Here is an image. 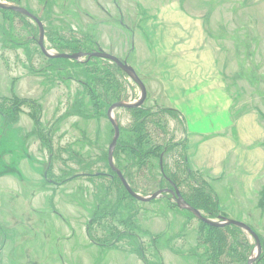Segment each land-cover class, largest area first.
I'll list each match as a JSON object with an SVG mask.
<instances>
[{"label":"rangeland","instance_id":"374dc122","mask_svg":"<svg viewBox=\"0 0 264 264\" xmlns=\"http://www.w3.org/2000/svg\"><path fill=\"white\" fill-rule=\"evenodd\" d=\"M0 1L43 22L52 54L102 50L143 78L149 58L156 59L149 55L152 35L177 38L167 52L173 60L186 51L178 38L193 35L188 27L197 30L214 57L210 63L223 72L231 124L244 117L256 129L243 126L240 149L221 177L196 171L186 164L177 112L148 97L141 108L116 110L121 134L113 162L142 197L170 180L189 203L203 198L198 209L205 217L249 225L261 244L256 264H264V0ZM39 39L30 18L0 9V264H248L256 257L250 234L233 226L210 229L168 194L143 203L117 178L83 177L112 173L108 109L136 103L141 91L112 62L48 59ZM135 138L155 150L139 166L125 147ZM247 138L252 144L244 146ZM119 199L129 209H106ZM218 230L224 247L210 260Z\"/></svg>","mask_w":264,"mask_h":264},{"label":"crops","instance_id":"0c3cea01","mask_svg":"<svg viewBox=\"0 0 264 264\" xmlns=\"http://www.w3.org/2000/svg\"><path fill=\"white\" fill-rule=\"evenodd\" d=\"M188 29L193 35L186 34L187 36L178 38L186 51L181 53L184 54L181 59L177 57L175 60L170 59L168 54L169 45L174 38L160 37L156 33L152 35L149 44L153 49L149 55L156 59L149 58L150 71L145 78L138 74L145 82L153 104H160L177 112L182 123L181 137L188 157L186 164L196 171H209L221 177L225 174L227 158L234 157L236 149H240L236 139L242 132L245 133L243 126H250V131L256 127H251L252 119L249 118L245 124L244 117L237 120L233 118L235 122L231 124L233 103L223 84V72L214 62L210 63L214 57L209 51H205L203 36L198 35L197 30L194 32L191 27ZM144 45L141 42L140 48H144ZM251 144V140L247 138L243 145ZM242 160L244 172L247 173V163L250 164V161L247 156Z\"/></svg>","mask_w":264,"mask_h":264},{"label":"water","instance_id":"95a60500","mask_svg":"<svg viewBox=\"0 0 264 264\" xmlns=\"http://www.w3.org/2000/svg\"><path fill=\"white\" fill-rule=\"evenodd\" d=\"M0 9L12 11V12L18 13L20 15L27 16V17L31 18L33 21H35V23L38 25V27L40 29V39L38 41V46L40 47L41 52L48 59H54V60L55 59H66V60H71V61L72 60L73 61H79L82 58H87L88 60H90L92 58H98V59L106 60V61L114 63L118 68H120L124 72V74L129 79H131L140 88L141 98L136 103H127V102H123V101L117 102V103L113 104L108 109V112H107V118L115 130V136H114V139H113V141L109 147V152H108L109 166L112 169V171L118 175V177L120 178L125 190L128 192V194L132 198H134L135 200H137L139 202L149 203L153 200L158 199L162 194L169 193L173 196L178 207L181 210L189 211L190 213H192L195 216V218H197L202 223L208 225L209 227L225 228V227H232L233 226V227H237L239 229H242L244 232H247L252 237H254L257 248H258L257 256L250 258V260L248 261V264H256L259 261V257L261 254V244H260V241H259L257 234L253 231V229L249 225H247L241 221L228 219L226 217L220 218V221H214V220L208 219L207 217L204 216V214L200 210L192 207L191 205H189L185 201V199L181 195V192L179 191L177 186L174 183H172L171 181H170V184L173 188L172 190L163 189V190H159V191L155 192L154 194H152L149 197H142L141 195H139L138 193L134 192L131 189V187L129 186V184L127 183L125 178L123 177L121 171H119L115 167V164L113 162V153H114L115 147L119 141L121 130H120L118 123L116 122V120L114 118V112H115V110H118V109L140 108L144 104V102L147 98L146 86L143 83V81L140 79V77L137 75L135 69L132 66H130L126 62H123L119 58H117L111 54H108L102 50H100L98 52H92V53L79 52V53H73V54H65V53L52 54L49 50H47V48L45 46V28H44L43 24L38 20V18L35 15L30 13L28 10H26L23 7H20V6L14 5V4H5V3H2L1 1H0ZM162 166H163V162L161 161V167ZM84 176H88V175H84Z\"/></svg>","mask_w":264,"mask_h":264},{"label":"trees","instance_id":"16d2710c","mask_svg":"<svg viewBox=\"0 0 264 264\" xmlns=\"http://www.w3.org/2000/svg\"><path fill=\"white\" fill-rule=\"evenodd\" d=\"M71 52L75 53L76 52L75 48L72 49ZM84 52H90V51L85 50ZM59 61H61V60H56V62H59ZM135 139H136L135 141L133 140V141H130L129 143L125 144V147L126 148L129 147L132 150L133 153L137 154V156L134 157V159L137 160V163H138L137 166H139V161H140V164L144 163L145 162L144 160L147 159L149 157V155H154L155 154V150L151 149L150 145H146V147L141 145V143L139 142V139H137V138H135ZM125 147H124V149H125ZM202 199H203L202 197H198V198H196V201H190L189 200L190 201L189 204L192 207H194V208L202 209L201 205L199 204L200 200H202ZM108 202L106 204V209L107 210L116 211V212H119L121 214L123 212V210H125L126 208L129 209V207L127 205L123 206V202L120 199L118 201H116L115 203L111 204V205ZM132 219H133V216L128 218V221H129L130 224H133ZM210 229H213V228H210ZM214 230H216V229H214ZM217 232H219L220 234L214 233V235H215V237L213 238L214 240L211 241L212 245H215V246H213L214 247L213 250H215L216 252H213L210 260H213L214 255L217 254V253L219 254L220 250H222V248L224 247L222 245L223 242H224V237H223L222 233L219 230ZM213 261L214 262H212V264H215L217 262V260H213Z\"/></svg>","mask_w":264,"mask_h":264},{"label":"flooded vegetation","instance_id":"af4514ba","mask_svg":"<svg viewBox=\"0 0 264 264\" xmlns=\"http://www.w3.org/2000/svg\"><path fill=\"white\" fill-rule=\"evenodd\" d=\"M17 6H19V5H17ZM20 7H22V6H20ZM23 8H25V7H23ZM26 10H28L27 8H25ZM29 11V10H28ZM30 13H32L31 11H29ZM33 14V13H32ZM34 15V14H33ZM36 16V15H35ZM27 17V16H26ZM37 17V16H36ZM29 18V17H28ZM38 18V17H37ZM31 19V18H30ZM32 20V19H31ZM38 20L43 24V22L38 18ZM33 21V20H32ZM34 23H35V21H33ZM43 26H44V24H43ZM45 28V27H44ZM45 33H46V30H45ZM88 53V52H87ZM98 59V58H97ZM52 60H54V59H52ZM88 60V59H87ZM136 71V70H135ZM136 73H137V71H136ZM137 75L140 77V75L137 73ZM140 79L142 80V78L140 77ZM143 81V80H142ZM144 83V82H143ZM146 89H147V87H146ZM148 97H149V94H148V91H147V98H146V100L148 99ZM141 98V97H140ZM139 98V99H140ZM146 100H145V102H146ZM145 102H144V104H145ZM143 106V105H142ZM141 106V107H142ZM140 107V108H141ZM136 109H138V108H136ZM130 110V109H129ZM161 161L163 162V157H161ZM119 171H121V173H122V169L121 168H117ZM111 171H112V169H111ZM113 173V174H112ZM112 173H109V174H106V173H104L103 175L100 173L99 175L97 174H92V176L91 175H88V176H86V178H109L110 180H113V179H115V178H117V179H119V181H121L120 180V178L118 177V175L115 173V172H113L112 171ZM122 175H123V177L125 178V180L127 181V179H126V176L122 173ZM83 177H85V176H83ZM169 181V183H170V180H168ZM172 182V181H171ZM122 183V182H121ZM128 183V182H127ZM172 183H174V182H172ZM129 184V183H128ZM175 184V183H174ZM123 185V184H122ZM176 185V184H175ZM129 186H130V184H129ZM177 186V185H176ZM131 187V186H130ZM177 188L179 189V187L177 186ZM132 189V188H131ZM163 189H170V190H172L173 188H172V186H171V184L169 185V187H165V188H162V189H160V190H163ZM133 190V189H132ZM134 191V190H133ZM179 191H180V189H179ZM135 192V191H134ZM181 192V191H180ZM164 194H168L169 196H171L172 197V199L175 201V199L173 198V196L171 195V194H169V193H164ZM164 194H162L161 196L163 197V195ZM182 195V194H181ZM160 196V197H161ZM183 196V195H182ZM159 197V198H160ZM184 198V197H183ZM169 199H171L170 197H169ZM185 199V198H184ZM154 201V200H153ZM185 201L189 204V202L185 199ZM152 202V201H151ZM175 203H176V201H175ZM176 205H177V203H176ZM190 205V204H189ZM177 207H178V205H177ZM178 209H180L179 207H178ZM197 209V208H196ZM181 210V209H180ZM199 210V209H198ZM182 211H185V210H182ZM201 211V210H200ZM185 212H188V213H190L189 211H185ZM202 212V211H201ZM203 213V212H202ZM210 213H212V214H214V212H210ZM191 215H193L192 213H190ZM210 215V214H209ZM205 216V215H204ZM208 219H211V218H209V217H207ZM211 220H214V219H211ZM208 226V225H207ZM213 228V227H212ZM213 229H222V228H213ZM134 238H135V236H134Z\"/></svg>","mask_w":264,"mask_h":264},{"label":"bare ground","instance_id":"6f19581e","mask_svg":"<svg viewBox=\"0 0 264 264\" xmlns=\"http://www.w3.org/2000/svg\"><path fill=\"white\" fill-rule=\"evenodd\" d=\"M138 73V72H137ZM143 80V79H142ZM144 82V81H143ZM144 84H145V82H144ZM146 86V85H145ZM140 89V88H139ZM141 91V90H140ZM115 112H116V110H115ZM115 112H114V117H115Z\"/></svg>","mask_w":264,"mask_h":264}]
</instances>
